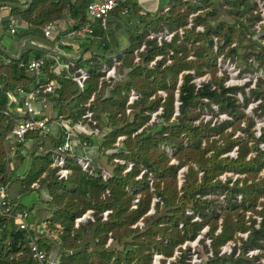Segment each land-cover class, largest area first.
Instances as JSON below:
<instances>
[{
    "label": "trees",
    "instance_id": "obj_1",
    "mask_svg": "<svg viewBox=\"0 0 264 264\" xmlns=\"http://www.w3.org/2000/svg\"><path fill=\"white\" fill-rule=\"evenodd\" d=\"M91 1L0 0V10H7L25 24L10 35L7 20H0V185L8 189L17 182L19 193H40L39 204L43 203L48 213L46 230L51 238L37 239L38 246L46 255L52 247L57 248V264H152L154 253L161 254L164 262L175 250L179 255L169 264H191L190 247L182 245L194 240L207 226L204 238L199 240L202 250L196 251L202 260L193 264H262L259 255L248 257L246 252L250 248L264 250V150L259 147L264 142V131L255 137V120L242 118L235 97L238 88L224 87L223 77L217 76L211 40L216 36L221 42L218 53L234 56L237 62L254 59L256 64L246 63V71L264 64V45L246 37L253 32L251 23L255 19L247 0H169V9L156 13L143 10L136 0H126L108 12L104 24L101 20L91 22L92 37L81 39L77 50L60 46L66 55L59 59L71 60L74 67L56 74L52 69L56 54L43 57L39 82L60 85L48 94L49 106L57 118L68 119L69 123L80 120L85 110L91 111L94 127L99 130L93 138H99L97 150L99 157L106 158L105 168L91 159L93 173L89 174L67 157L69 173L59 179L51 163L53 149L63 139L61 127L56 136H42L38 130L28 132L20 142L8 136L17 120L24 117L17 110L21 98L15 93L36 85L27 65L43 52L27 48L18 59L9 53H15L16 45L23 41L39 40L52 46L54 41L43 36V27L47 23L58 26L60 20L69 18L70 25L61 31L65 35L88 21L86 7ZM198 9L202 12L186 28L188 15ZM196 25H201L203 31H196ZM177 27L183 29V35L175 33L161 44L146 36L149 30ZM260 37L264 38V31ZM233 41L237 42L235 48L230 47ZM141 45L143 50L134 53ZM237 49L242 52L237 53ZM169 51L172 54L166 56ZM113 54L118 61L119 79L105 80L101 69L111 63ZM157 55L162 58L149 65ZM189 55L193 58L188 59ZM76 67L88 73L82 91L71 79ZM205 73L209 80L196 88L193 78ZM131 90L138 97L126 105ZM9 94H14L16 101ZM91 94L94 99L85 106ZM250 96L260 100L256 109L259 116L264 115V79L257 80ZM176 101L178 114L174 115ZM210 104L217 105L218 111L231 120L214 125L204 122L201 112L210 109ZM158 109L161 112L150 122V113ZM236 130L244 132L245 137L235 136ZM119 136L122 139L118 140ZM234 146L236 156L231 157L228 153ZM15 159L19 162L13 165ZM128 163H132L131 168L124 171ZM181 167L186 169L179 186L177 173ZM228 171L239 176L233 181L226 177L222 182L219 176ZM103 172L107 173L105 179ZM213 191L223 195L222 206L217 207L208 197ZM6 196L9 211L3 213L0 207V264H39L30 251L32 230L19 229L15 218L24 211L31 224L34 205L21 208L16 199L8 193ZM150 208L152 213H148ZM87 210H91L93 220L75 226V218ZM104 210L110 211L105 220ZM252 215L260 217L257 227ZM194 216L198 219L193 220ZM139 219L142 227H134ZM240 232H248L247 238L239 237ZM108 239L121 249L107 245ZM237 240L240 244H235L231 253H220L222 245ZM208 250L211 255L203 258Z\"/></svg>",
    "mask_w": 264,
    "mask_h": 264
},
{
    "label": "built area",
    "instance_id": "obj_2",
    "mask_svg": "<svg viewBox=\"0 0 264 264\" xmlns=\"http://www.w3.org/2000/svg\"><path fill=\"white\" fill-rule=\"evenodd\" d=\"M126 0H99V1H91L88 3L86 7V13H87V18L88 21L85 22L84 24L71 29L68 31L65 35H61V30L59 27L53 23H47L42 31H43V36L48 39L54 41V44L51 46L50 51H41L43 52L41 57L38 59H32L29 61L27 65V70L35 76V83L31 89L29 90H22L18 89L16 91V95L21 98V104L20 106H17V110L24 116L23 118L17 120V123L14 125V127L11 129L10 134L8 136L12 137L16 141L20 142L23 140L25 134L31 131H44L46 129L47 123H48V117L45 116L44 110L49 106L48 102V94H52L55 92L56 89L60 87V85L57 82L50 81L44 84H41L38 79V74L40 73V67L43 63V57L48 56L52 53H55L56 56H54V65L52 66V69L54 73L58 74L61 70L65 69L68 70L70 67H74V64L71 60L67 61H62L59 59V56L61 53H59L60 46L62 45H69L71 48L74 50L78 49L79 46V41L83 39L86 36L92 37V27H91V22L95 20H101L102 24L105 22V17L108 14L109 11H111L113 8H115L119 2H123ZM185 1H193V0H183ZM221 1V0H218ZM248 4L253 8L252 13L255 19L251 23V30L253 32L248 33L246 35L247 38H251L252 40H255L259 42L261 45H264V38L260 37V33L264 31V0H247ZM170 5H166L163 10L169 9ZM5 9H3L4 11ZM6 12L0 13V20L6 19L7 20V26H6V31L10 35H14L17 28L20 26L25 25L23 21H21L18 18H15L13 16H10ZM2 12V9L0 10ZM202 12L201 9H198L194 12H191L186 20L185 27L190 28L193 25V17H195L197 14H200ZM238 27V24L235 25ZM195 30L202 32L203 27L201 25H196ZM177 33L179 36L183 35V29L180 27L174 28L173 30H168V29H163L162 31H151L149 30L147 33L148 38H156L157 43L161 44V41H170L173 35ZM212 50L215 54V65L217 67V76L223 77V85L224 87H236V88H241L243 87V96L240 92H237L235 94V97L238 100H243V99H249L247 101L246 105V110L252 111V109H255L256 111L259 112V110L256 109L257 105L259 104L260 100L253 99L250 96V89L255 88L256 82L259 78L264 79V64L259 66L258 68L252 70V71H246L244 70V67L242 68L238 62L237 59L233 56L225 55L224 53H218V47L221 44L219 42L218 38L216 36H212ZM237 45L236 41H233L230 44V47L235 48ZM27 48H33V49H39L37 46H35L32 42L30 41H23L20 43L19 48L16 50L15 53H9V56L11 58L18 59L20 57V54L23 50ZM144 45H141L138 49H134V53H138V51L143 50ZM242 51L240 49H237V53H241ZM172 54L171 51L168 52L166 56H169ZM162 58L161 55L155 56L149 63V65H153L155 61L160 60ZM188 59H192V55H189L187 57ZM139 58L135 57V61H138ZM170 61L167 60V63ZM247 64H256L254 59L248 58L247 59ZM118 65V61L116 60L115 54L112 55L111 58V63L109 65H103L101 72L103 73L102 78L105 80L108 79H116V75H118L116 67ZM190 73H194L192 70L189 71ZM88 78V73L86 70L82 67H76L74 70L73 75L71 76V79L75 82L76 86L80 91L83 90L84 88V83L86 79ZM209 80V76L207 73L200 77H194L192 82L194 85L199 87L202 82H207ZM180 83V80L178 81V84ZM160 94L164 97V92L159 91ZM138 97V94L134 91H130L127 94V102L126 105L131 104L136 98ZM9 98L12 101H16L15 95L14 94H9ZM94 95L91 94L88 101L85 103V106H88L91 101H93ZM206 101V99H204ZM178 102H175V111L174 115L178 114L177 110ZM205 110L202 115L204 116L206 112V108H203ZM202 110V111H203ZM214 113H218V107L215 104H210V109ZM130 109L127 108L126 112H129ZM161 112V109H158L155 112L150 113V122L155 119V116ZM257 112V113H258ZM220 115V114H219ZM250 116V115H249ZM221 120H231V117L227 116L226 114H221L220 115ZM255 120V129L254 130V135L255 137H259L261 133L264 131V116H261V118H254ZM51 119H54L57 121V124L63 129V139L60 144H58L54 149H53V156H52V163L51 165L53 167L57 168L56 174L59 179L66 178V176L69 173V169L66 164V159L67 157L72 158L83 171L88 172L89 174H92V169L90 168V162H91V157L88 155H75L73 156L71 154L72 148L74 145L78 144L81 145L82 147L86 146V142L84 140H80L78 138V128L81 126V122H84L86 124V127L83 128V133L89 136H95L99 134V130L94 127L95 121L92 118V113L88 109L85 110L84 114L82 115L81 119L76 121L75 123H69L68 119H62L61 117L57 118L56 112L51 115ZM204 122H207L209 120V116H205L202 119ZM198 123V121H196ZM215 121L210 123L211 125H214ZM82 129V127H81ZM241 134L235 133V136ZM122 139V136L118 137V140ZM259 147L261 150H264V142L259 143ZM168 152L170 150L167 149ZM237 152V146H234L233 149L228 153L229 156L235 157ZM115 161L119 164H123L124 161L121 159H115ZM172 163H176L174 159L171 160ZM132 163H128L124 169V171H128L131 168ZM179 175L177 176V181L178 185L183 181V173L185 171V167L179 168ZM182 171V172H181ZM143 173L139 174L138 177ZM178 174V173H177ZM101 176L103 179L107 177V173L103 172L101 173ZM182 176V178H181ZM239 175L233 172H224L222 173L219 178L221 179L222 182L226 180V177H231L232 181L235 180ZM231 184V183H230ZM32 186H36L35 183L32 184ZM7 188L3 185H0V207L2 208L3 213H7L9 211V200L7 198ZM240 196L238 197V199ZM137 201V199L134 200V203ZM153 203V202H152ZM132 208H135V204L132 205ZM43 212V213H42ZM109 210H104L102 215H103V220L106 219V215L109 213ZM153 209L150 208L148 213H152ZM188 213H191L190 210L187 211ZM45 213V214H44ZM248 214H246V218H248ZM35 216L34 221L29 224L27 221V213L26 212H21L15 216L17 220V225L19 229H24L26 230L28 227L33 232V237L30 240L29 246H30V251L32 254V257L39 263V264H57L56 259H57V248L52 247L51 251L46 255L45 250L38 246L36 240L47 237L51 238L48 235V232L46 230L47 226V216L48 213L45 210V206L43 209H38L34 214ZM252 218L255 219V227L258 226L260 222V217L257 215H252ZM198 219V216H194L193 220ZM86 220H93L92 215H91V210H87L85 213L80 215L79 217L75 218V226H77L80 222H84ZM143 225V222L141 219H139L133 226H138L141 228ZM208 227L204 226L202 229L198 232L197 236L195 237L194 240L184 243L182 247L184 248L186 244L189 245V247L194 248L195 245L199 243V240L204 238V234L206 233ZM219 230V229H218ZM248 232H240L237 235L239 237H242L243 239L247 238ZM111 242V239L107 240V245H109ZM206 245L209 247L210 240L207 238L205 239ZM235 244H240L239 241L233 242V241H228L224 245L220 247V253H226L229 254L232 252V247L235 246ZM237 253L239 250L237 249ZM261 251L258 248H250L247 250L246 255L248 257L254 256V255H259V260L262 264H264V254L263 257H261ZM179 255V251L175 250L173 256L171 259H175ZM211 255V251L208 250L204 254L203 258H206L207 256ZM197 253L195 250L192 251L191 257H190V263L193 264L196 261L199 263L202 258L196 259L197 258ZM192 258V259H191ZM163 259V256L159 253H154L152 256V264H159V261ZM167 264H169V261H167Z\"/></svg>",
    "mask_w": 264,
    "mask_h": 264
},
{
    "label": "rangeland",
    "instance_id": "obj_3",
    "mask_svg": "<svg viewBox=\"0 0 264 264\" xmlns=\"http://www.w3.org/2000/svg\"><path fill=\"white\" fill-rule=\"evenodd\" d=\"M163 1V4L164 3H166L168 0H162ZM126 41H124V43H125ZM238 64L243 68V67H245V65H246V60H244V61H242V63H240V62H238ZM118 75H116V77H117ZM237 92H240L241 94H242V96H243V87H242V89L241 88H238V89H236V91H235V94L237 93ZM249 99H243L242 101L241 100H238L237 99V101L240 103L239 104V107H240V110L243 112V114H242V118H244V117H246V116H249V117H251V116H253L254 118H261V116H264V115H258V111H256L255 109H252V111H248V110H246V105H247V101H248ZM205 112V110H203L202 111V113H204ZM206 114L203 116V115H201V118L203 119L205 116H209V120L208 121H210V123H212L213 121H215V123H217L218 121H219V119L221 118L220 117V115L221 114H225V113H220L219 111V114L218 113H214L213 111H211V110H209V109H207L206 108ZM228 116V115H227ZM244 116V117H243ZM245 125V121L244 120H242V123H241V126H244ZM253 129H255V127H253ZM226 130H229V127L228 128H226ZM255 132H256V129H255ZM211 133H216L215 131H212ZM236 133H238V134H241L242 135V137L244 138L245 137V133L244 132H242L241 130H236ZM215 135V134H214ZM215 136H217V135H215ZM100 159H99V161H96V164L97 165H101V166H107L106 165V158L104 157V156H101V157H99ZM17 162H19V160L18 159H15V161H12V164L14 165V163H17ZM10 165H11V163H10ZM36 168V167H35ZM186 169V168H185ZM179 171H180V169H178V174H177V176L179 175ZM182 172V171H181ZM181 178H182V176H181ZM21 188V186L19 185V183H17V182H12L10 185H9V187H8V189H7V192H8V194H9V196H11L12 198H16L17 196L19 197V195H20V197L19 198H16V200H17V202H19V204H20V206H21V208H29V207H31V206H33V205H40L39 203H40V197H39V195H40V193L38 192V191H35V190H28V191H24L23 193H19L18 191H19V189ZM17 194H19V195H17ZM240 195H238L237 197H239ZM208 197L209 198H212V199H214V202H215V204L217 205V207H220V206H222L223 205V202H224V197H223V195L222 194H220L219 193V191H213V192H210L209 194H208ZM240 199V198H239ZM153 200H156V198H153ZM191 211V210H190ZM33 221H34V219H33ZM110 246L111 247H113V248H116V249H121V245H118V244H116V243H113V242H110ZM201 245L198 243L197 245H195L194 246V248H190V252L192 253V251L193 250H195V251H197L198 249H200V251L202 250V247H200ZM203 254V252H201V255ZM261 257H263V254H264V250L263 251H261ZM172 257V256H171ZM171 257H168V258H165L164 259V262H161V260L159 261V264H167V261H174L175 259H171ZM202 257H204V254H203V256ZM192 259V258H191ZM196 259H199L198 257L197 258H195V260L193 261V262H195L196 261ZM152 262H153V260H152ZM195 263H198L197 261L195 262Z\"/></svg>",
    "mask_w": 264,
    "mask_h": 264
},
{
    "label": "crops",
    "instance_id": "obj_4",
    "mask_svg": "<svg viewBox=\"0 0 264 264\" xmlns=\"http://www.w3.org/2000/svg\"><path fill=\"white\" fill-rule=\"evenodd\" d=\"M93 1H99V0H93ZM136 1L143 10L150 12V13H156L160 10H163V8L169 4V0L164 4H163L162 0H136ZM4 12H6V11L2 10V12H0V13H4ZM70 23H71V20L69 18H65V19H62L59 21L58 27L61 31H64L70 25ZM30 42H32L35 46H37L42 51H50V49H51V46H49L47 43H44L42 41L31 40ZM18 47H19V44L16 45L15 50H17ZM73 50H74V48H73ZM59 53H61L60 56L66 55L61 49L59 50ZM118 79H119V75L116 78V80H118ZM53 113H54V111L52 110V108L50 106H48L44 110L45 116L48 117V123H47L46 129L44 131H41L42 136H45L46 134L48 136L49 135L56 136L60 131V126L57 124V121H55L54 119H51V115H53ZM80 125L81 126L78 128V138L80 140H84L86 142V146L82 147L81 145H78V144L74 145L72 148L71 154L73 156H75V155H88L91 157V159H93L95 161H99L100 158H99V153L97 150V147H98L97 142L99 141L98 140L99 138H93L94 136H89V135H86L85 133H83V128L86 127V124L84 122H81ZM81 127H82V129H81ZM91 143H93V144H91ZM26 146H27V144H26ZM98 166L100 168H105V166H101V165H98ZM17 195H19V194H17ZM19 197H20V195H19ZM19 197L17 196L16 198H19ZM43 208H44L43 203H41L40 205H34L32 213L34 214L38 209H43Z\"/></svg>",
    "mask_w": 264,
    "mask_h": 264
}]
</instances>
